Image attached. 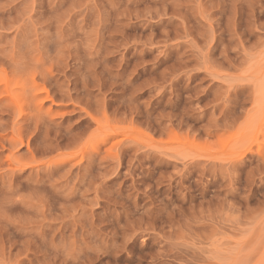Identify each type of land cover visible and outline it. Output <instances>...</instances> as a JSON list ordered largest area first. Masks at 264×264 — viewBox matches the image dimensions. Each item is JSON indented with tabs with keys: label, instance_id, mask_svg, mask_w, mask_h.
I'll return each instance as SVG.
<instances>
[{
	"label": "rangeland",
	"instance_id": "374dc122",
	"mask_svg": "<svg viewBox=\"0 0 264 264\" xmlns=\"http://www.w3.org/2000/svg\"><path fill=\"white\" fill-rule=\"evenodd\" d=\"M0 264H264V0H0Z\"/></svg>",
	"mask_w": 264,
	"mask_h": 264
}]
</instances>
